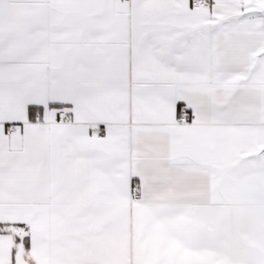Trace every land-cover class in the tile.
<instances>
[{"label":"snow or ice","instance_id":"1","mask_svg":"<svg viewBox=\"0 0 264 264\" xmlns=\"http://www.w3.org/2000/svg\"><path fill=\"white\" fill-rule=\"evenodd\" d=\"M0 264H264V0H0Z\"/></svg>","mask_w":264,"mask_h":264}]
</instances>
